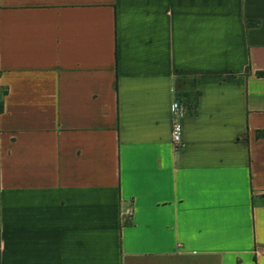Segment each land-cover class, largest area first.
Returning a JSON list of instances; mask_svg holds the SVG:
<instances>
[{
  "label": "crops",
  "instance_id": "crops-1",
  "mask_svg": "<svg viewBox=\"0 0 264 264\" xmlns=\"http://www.w3.org/2000/svg\"><path fill=\"white\" fill-rule=\"evenodd\" d=\"M0 89V264H264V0H0Z\"/></svg>",
  "mask_w": 264,
  "mask_h": 264
},
{
  "label": "built area",
  "instance_id": "built-area-1",
  "mask_svg": "<svg viewBox=\"0 0 264 264\" xmlns=\"http://www.w3.org/2000/svg\"><path fill=\"white\" fill-rule=\"evenodd\" d=\"M5 94L0 89V105L3 103ZM173 115H172V141L175 147V151H178L182 143V132H183V119L186 114V107L179 101L173 103Z\"/></svg>",
  "mask_w": 264,
  "mask_h": 264
},
{
  "label": "trees",
  "instance_id": "trees-1",
  "mask_svg": "<svg viewBox=\"0 0 264 264\" xmlns=\"http://www.w3.org/2000/svg\"><path fill=\"white\" fill-rule=\"evenodd\" d=\"M255 24H256V22H254V21L247 22V25H249V26H253ZM4 94H6L5 91H4ZM2 108H3V103H1V105H0V112L2 111ZM257 137H264V131H259L257 133Z\"/></svg>",
  "mask_w": 264,
  "mask_h": 264
}]
</instances>
